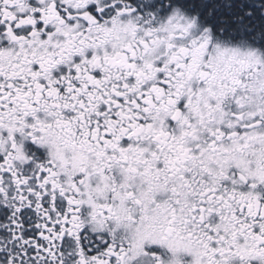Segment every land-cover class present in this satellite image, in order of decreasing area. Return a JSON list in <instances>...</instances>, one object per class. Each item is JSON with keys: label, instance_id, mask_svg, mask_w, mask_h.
Segmentation results:
<instances>
[{"label": "snow or ice", "instance_id": "6c2138e0", "mask_svg": "<svg viewBox=\"0 0 264 264\" xmlns=\"http://www.w3.org/2000/svg\"><path fill=\"white\" fill-rule=\"evenodd\" d=\"M0 264H264V0H0Z\"/></svg>", "mask_w": 264, "mask_h": 264}]
</instances>
